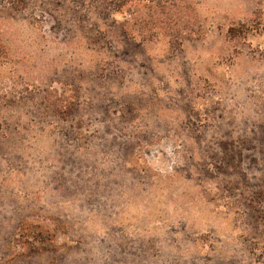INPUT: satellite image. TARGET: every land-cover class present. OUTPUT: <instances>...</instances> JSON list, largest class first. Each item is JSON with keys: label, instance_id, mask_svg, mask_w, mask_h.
Wrapping results in <instances>:
<instances>
[{"label": "rangeland", "instance_id": "1", "mask_svg": "<svg viewBox=\"0 0 264 264\" xmlns=\"http://www.w3.org/2000/svg\"><path fill=\"white\" fill-rule=\"evenodd\" d=\"M0 264H264V0H0Z\"/></svg>", "mask_w": 264, "mask_h": 264}]
</instances>
